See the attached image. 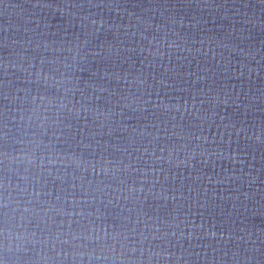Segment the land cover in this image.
<instances>
[{
	"label": "water",
	"instance_id": "95a60500",
	"mask_svg": "<svg viewBox=\"0 0 264 264\" xmlns=\"http://www.w3.org/2000/svg\"><path fill=\"white\" fill-rule=\"evenodd\" d=\"M0 264H264V0H0Z\"/></svg>",
	"mask_w": 264,
	"mask_h": 264
}]
</instances>
